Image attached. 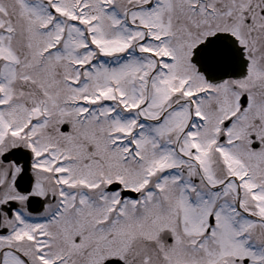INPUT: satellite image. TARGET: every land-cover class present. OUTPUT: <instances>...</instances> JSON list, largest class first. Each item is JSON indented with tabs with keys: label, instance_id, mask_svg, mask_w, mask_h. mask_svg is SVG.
<instances>
[{
	"label": "snow or ice",
	"instance_id": "1",
	"mask_svg": "<svg viewBox=\"0 0 264 264\" xmlns=\"http://www.w3.org/2000/svg\"><path fill=\"white\" fill-rule=\"evenodd\" d=\"M0 264H264V0H0Z\"/></svg>",
	"mask_w": 264,
	"mask_h": 264
}]
</instances>
